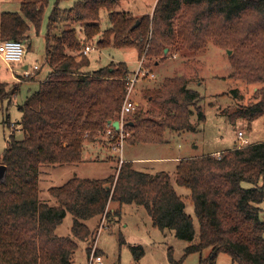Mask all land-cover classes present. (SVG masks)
I'll use <instances>...</instances> for the list:
<instances>
[{
    "label": "trees",
    "instance_id": "16d2710c",
    "mask_svg": "<svg viewBox=\"0 0 264 264\" xmlns=\"http://www.w3.org/2000/svg\"><path fill=\"white\" fill-rule=\"evenodd\" d=\"M64 1L71 0H56L48 19L47 77L18 106L23 139L11 133L0 156V164L7 167L0 183V264H74L79 242L93 236L86 222L109 217L110 203L143 207L153 227L172 231L188 243L185 258L200 254L199 264H217L220 253L230 256L232 264H264V143L178 162L175 182L190 191L198 231L170 174L137 170L131 160H122L109 177L73 178L50 188L58 207L39 199L41 167L83 162L86 144L104 137L109 122L120 121L127 96L128 65L111 62L88 71L90 59L81 53L83 41L73 25H82L85 41L100 36L98 48L136 49L149 72L166 49L198 53L211 41L230 50L234 75L262 87L255 103L238 106L227 116L233 124L239 119L252 123L264 116V0H156L152 15L140 19L117 11L121 0H73L72 7L62 9ZM20 2V12L0 15L2 42L28 40L32 27L37 33L42 27L49 0ZM103 11L110 25L104 31ZM64 24L70 26L56 35ZM21 85L9 88L0 82V105L12 101ZM153 100L162 111L160 120L144 117L137 108L130 115L134 120L124 122L123 134L114 130L109 142L117 144L123 135L129 145H163L166 131H195L193 108L199 121L206 119L199 92L183 76L165 79ZM67 214L73 218L72 237H59L57 228ZM205 251L210 253L203 258ZM132 252L134 264H139L143 247ZM90 253L87 249V259ZM172 254L170 249V264H179Z\"/></svg>",
    "mask_w": 264,
    "mask_h": 264
},
{
    "label": "rangeland",
    "instance_id": "374dc122",
    "mask_svg": "<svg viewBox=\"0 0 264 264\" xmlns=\"http://www.w3.org/2000/svg\"><path fill=\"white\" fill-rule=\"evenodd\" d=\"M20 4V0H0V15L6 12H20ZM55 4L56 0H49L39 33L32 27L28 40L21 41L27 51L25 64L30 65L32 71L35 66L39 67V72L35 71L29 76H15L17 79L15 81L11 78L13 73L9 67L0 59V82L8 84L9 88L16 82L22 84L20 92L12 101H5L0 105V156L7 146L11 133H14L18 139H23V133L18 126L22 119L18 106L22 105L31 93L38 90L40 82L46 79L50 70L45 57V35L48 19ZM155 4L156 0H121L116 10L129 12L134 18L140 19L144 15H152ZM72 6L73 1H64L60 4L62 9ZM69 26V24L59 26L55 34L58 35L62 29ZM109 26L108 13L103 11L101 12V28L104 31ZM73 28L76 29L79 39L83 41L81 53L84 56L86 46L94 48L87 55L90 59L88 71H96L111 62L126 63L131 75L138 70L139 58L136 49L113 47L101 49L96 46L100 36L92 41H85L82 25L75 24ZM176 49L170 52L168 50L167 54L164 52V58L155 59L158 65L151 70L154 77L144 78L135 86L131 96L138 103L139 111L144 117L160 120L162 111L154 103L155 92L161 89L165 79L183 76L188 80L189 88L199 92L202 98L200 107L205 114V121H199L198 114L193 108L191 122L195 131L179 134L166 131L163 145L134 146L123 142L120 148L116 149L115 144L110 143L104 136L96 141L99 144L90 143L94 146L85 148L84 160L81 163L41 167L39 199L42 203L58 207L59 203L50 195L49 189L62 186L70 179H103L114 175L122 160L132 159V157H163L164 160L153 164V167L143 160L133 165L140 171L153 174L165 171L170 174L174 189L185 203V212L193 218L195 229L198 231L199 224L190 191L178 186L175 182L176 166L180 161L178 158L187 159L220 151L222 153L237 146L240 147L241 141L238 138L240 132L244 134L245 146L264 143V116L252 123L239 119L234 124L227 116L233 114L238 106L255 103L254 96L262 85H250L235 76L230 60L231 55L227 54L226 49L216 46L211 41L198 53ZM8 118L9 125L6 124ZM133 120L132 116H127L125 119L130 122ZM113 153L115 158L111 157ZM243 186L250 187L246 183ZM262 208L264 218V203ZM107 211L110 212L109 217H95L87 221L86 224L93 236L85 242H79V248L73 257L74 264H89L94 251H99L94 256H101L100 264H134L132 248L137 246H142L145 251L139 264H170L168 258L170 249L173 250V259L179 264H199L200 254H192L185 258L188 243L176 238L172 231H161L153 227L151 218L143 207L133 204L123 205L120 208L117 203H112ZM117 212L120 213L119 216L116 215ZM72 222V216L67 214L63 223L57 228L56 234L59 237H72ZM87 249L91 252L88 259ZM209 253L205 251L203 258ZM217 264H232V261L230 256L220 253Z\"/></svg>",
    "mask_w": 264,
    "mask_h": 264
},
{
    "label": "built area",
    "instance_id": "2783aa9c",
    "mask_svg": "<svg viewBox=\"0 0 264 264\" xmlns=\"http://www.w3.org/2000/svg\"><path fill=\"white\" fill-rule=\"evenodd\" d=\"M94 48L90 46H86L84 49V54L88 55L91 51H93ZM27 51L25 45L20 42V41H7V42H2L0 43V59L9 67L11 70L13 67L16 65H21L23 61L25 60ZM144 60L139 62V68L138 70L133 74L129 75L127 77V82H128V90H127V96L124 101L122 110H121V115H120V130L119 132L123 134V128H124V122L127 116L132 115L135 113V111L138 108V103L135 102V100L132 98L131 94L135 89V86L140 83L144 78L147 77H154V74L152 72H149V70H146L144 67ZM39 67L35 66L33 68V71L31 69H27L24 72V76H29L35 71H37ZM115 129L111 124H107L106 128V134L105 138L107 140L114 139V131ZM244 134L240 132L238 134V138L241 141L240 147H244L246 145V141L243 139ZM124 136L121 135L120 137V142L115 144V148L118 149L123 143ZM122 162V161H121ZM96 249V248H95ZM95 251L93 252V256L91 259V262L89 264H100L102 263V258L101 256L95 257L94 256Z\"/></svg>",
    "mask_w": 264,
    "mask_h": 264
},
{
    "label": "crops",
    "instance_id": "0c3cea01",
    "mask_svg": "<svg viewBox=\"0 0 264 264\" xmlns=\"http://www.w3.org/2000/svg\"><path fill=\"white\" fill-rule=\"evenodd\" d=\"M71 1H73V0H71ZM73 4H74V1H73ZM20 8H21V4H20ZM144 14H147V13H144ZM27 55V54H26ZM89 55V54H88ZM156 65H158V64H156ZM13 68L10 70L11 71V73H13L12 74V76H11V78H12V80H15V81H17V79H16V77L15 76H19V75H24V72L27 70V69H31V67H30V65H26L25 64V60L23 61V63L21 64V65H16V68H15V66H12ZM20 68V69H19ZM38 72H39V69L37 70ZM96 144H99L98 142H95V145ZM91 147V146H94V144H87L86 146H85V148L86 147ZM85 150V149H84ZM221 152V151H220ZM220 152H217V153H212V155H215V154H218V153H220ZM114 153L113 154H111V157H113V158H115L114 157ZM84 158V157H83ZM124 159V158H123ZM179 160H181L180 158H178ZM178 159H177V162H178ZM128 160H131V161H133L135 164H136V162L137 161H140V160H143L146 164H148V165H151V167H153L152 165L153 164H157V163H161L160 161H162V160H164L163 159V157L161 158V157H143V158H140V157H132V159H128ZM124 161V160H123ZM176 162V163H177ZM110 204H112V203H110ZM110 204H109V206H108V209L110 208ZM111 211H113L112 209H111ZM87 223V222H86ZM95 248H96V245H95Z\"/></svg>",
    "mask_w": 264,
    "mask_h": 264
},
{
    "label": "water",
    "instance_id": "95a60500",
    "mask_svg": "<svg viewBox=\"0 0 264 264\" xmlns=\"http://www.w3.org/2000/svg\"><path fill=\"white\" fill-rule=\"evenodd\" d=\"M167 52L168 50L165 51V54H167ZM227 54L231 55L232 52L230 50H227ZM109 124H111L116 131L120 130V124L118 121L109 122ZM6 171H7L6 165L0 164V183L4 182L5 180Z\"/></svg>",
    "mask_w": 264,
    "mask_h": 264
}]
</instances>
